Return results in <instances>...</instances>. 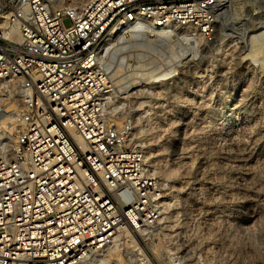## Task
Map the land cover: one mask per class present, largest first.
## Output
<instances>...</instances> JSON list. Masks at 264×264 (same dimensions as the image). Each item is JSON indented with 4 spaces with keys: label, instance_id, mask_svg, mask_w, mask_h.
I'll return each mask as SVG.
<instances>
[{
    "label": "built area",
    "instance_id": "2783aa9c",
    "mask_svg": "<svg viewBox=\"0 0 264 264\" xmlns=\"http://www.w3.org/2000/svg\"><path fill=\"white\" fill-rule=\"evenodd\" d=\"M231 4L0 0V81L17 83L23 101L12 154L0 158V264H88L120 231L142 247H131L137 264H150L142 237L161 221L166 194L132 142L129 114L169 110L153 96L177 86L182 70L156 87L146 79L157 67L138 69L131 58L120 67L113 50L133 31L184 43L191 28L211 43Z\"/></svg>",
    "mask_w": 264,
    "mask_h": 264
},
{
    "label": "rangeland",
    "instance_id": "374dc122",
    "mask_svg": "<svg viewBox=\"0 0 264 264\" xmlns=\"http://www.w3.org/2000/svg\"><path fill=\"white\" fill-rule=\"evenodd\" d=\"M47 1L78 8L75 0ZM63 24L72 25L69 18ZM184 40L147 36L138 42L144 47L120 56L158 67L173 47L185 63L177 69L180 83L153 96L155 104L169 101V110L129 114L136 124L132 142L166 194L161 221L142 237L143 247L150 264H264V156L241 166L234 158L237 141L250 148L264 142V0H232L211 43L199 34L188 43L193 54L181 52ZM230 97L241 101L246 114L226 151L215 136L232 114ZM12 104L22 108L18 87L0 81V121L10 118ZM11 125H0V158L12 154L16 128ZM254 211L260 218L238 224ZM132 246L117 241L91 264H137ZM108 257L114 261L106 262Z\"/></svg>",
    "mask_w": 264,
    "mask_h": 264
},
{
    "label": "bare ground",
    "instance_id": "6f19581e",
    "mask_svg": "<svg viewBox=\"0 0 264 264\" xmlns=\"http://www.w3.org/2000/svg\"><path fill=\"white\" fill-rule=\"evenodd\" d=\"M47 1V0H45ZM77 1L76 2V6L78 8H74V9H79V8H82L86 2H88V0H75ZM49 2V1H47ZM50 3V2H49ZM51 4V3H50ZM53 6V5H52ZM54 7V6H53ZM182 32V37L183 38H186V40L188 41L184 46H181L180 50L181 52L185 51L186 50H191L192 51V54L195 53L194 52V47H188V43H195L196 42V39H197V33L194 32L193 29L191 28H185L184 30L181 31ZM258 32V31H257ZM169 38L168 36L164 35L163 33H157V36H156V39H163V38ZM131 39V40H130ZM147 40V35L144 34V33H138L136 31H133L132 35L130 36L129 39H127L126 41H123L122 44L120 46H118L116 49H114V55H123V53H126V52H132V49L134 51V49H137L138 47L143 46V44L141 43H138L140 41H146ZM170 40V38H169ZM172 41V40H171ZM133 42V43H131ZM190 46V45H189ZM170 55H168V57L164 58L163 61L161 62V65L158 66L157 68L153 69L154 71H150L152 70V66H148V65H152L151 64H141V65H136L138 67V69L140 68H143V70L147 71L149 70L151 72V75H149V77L146 79V82L148 84H151V85H155L156 87L158 86H162V80H164V78L167 76V74H171V73H175L177 69H182L185 65L184 63V58H180L181 55L179 56V53L176 52V50L173 48V47H170ZM135 52V51H134ZM125 55V54H124ZM121 58V63H120V67L122 66L123 62L125 60H127V58H130V57H119ZM139 59V58H138ZM148 66V67H147ZM134 70L137 72V70ZM171 72H170V71ZM170 72V73H168ZM134 77L132 78V81L131 82H135L137 80V74L136 75H133ZM248 82V80L246 81ZM252 82V81H251ZM238 83V82H237ZM247 84V83H246ZM249 84V83H248ZM251 84V83H250ZM12 85L14 87H19L17 86L18 84L17 83H12ZM252 87V85H251ZM250 91V90H249ZM251 92V91H250ZM251 94V93H250ZM246 96V95H245ZM243 97V95H242ZM241 97V98H242ZM251 97V96H250ZM249 97V98H250ZM231 98V97H230ZM240 99V98H239ZM231 100V101H230ZM229 101V106L233 107L231 109V112L232 114L228 117V119L225 121V123L222 125L221 127V130L216 134V141H217V144H218V148H222L221 146H225L226 147V151H229L231 147L228 148L227 146V141H228V138L230 137L231 134H233L235 131L237 132L238 129L240 128V125H241V121H243L245 119V114L244 113V109H245V106H241V101L238 100V99H235V97H232ZM245 100V98H244ZM247 101V100H246ZM243 102V100H242ZM241 103V104H240ZM21 110V107L17 106V105H13L11 106V111H10V118H5L3 117L4 119H2L0 121V125H7V124H11V122H13V118H14V114L15 113H18L20 112ZM244 110V111H243ZM9 115V114H8ZM244 123V122H243ZM14 126V125H13ZM12 125L10 128L11 130L14 128ZM5 127V126H4ZM8 127V126H7ZM7 127H5L4 129H6ZM242 130V129H241ZM6 131V130H5ZM8 137V136H7ZM230 139V138H229ZM239 139V138H238ZM231 141V139H230ZM236 142V141H235ZM260 142V141H259ZM223 143V144H222ZM256 143V141H255ZM258 143V141H257ZM264 143V142H263ZM263 143H260V144H254L256 145L255 147L253 146L252 148L242 144L240 141H237L236 143V148H237V151H236V155H235V162L239 163L240 166L243 165V164H246V163H252L253 160H255L256 158H259V157H263L264 156V144ZM222 144V145H220ZM252 145V144H251ZM250 146V145H249ZM225 150V149H224ZM236 150V149H235ZM229 153V152H228ZM145 155V154H144ZM229 155V154H228ZM146 160H148V158H146ZM256 162V161H255ZM229 164V163H228ZM248 166V165H247ZM225 167V166H224ZM249 171V170H248ZM249 177L250 179L253 177V174L250 173L249 174ZM254 178V177H253ZM249 179V178H248ZM249 179V180H250ZM255 179V178H254ZM245 214V213H244ZM260 213L258 212H252L250 213V215L247 217V218H242L238 221V224L240 225H247V224H251L252 222H254L256 219L260 218ZM239 225V226H240ZM251 226V225H250ZM243 227V226H242ZM259 228V227H258ZM256 231V230H255ZM258 232V231H257ZM143 235L145 236H148L147 233H144ZM120 240H124L126 246H132V248L136 251L139 252L140 255L143 254V250H142V247H138V245L135 243V240L134 238L131 236V232L129 231H120V233L116 236L115 240H114V244L117 242V241H120ZM113 244V245H114ZM106 251H108V248L105 249ZM105 250L99 252L98 254L94 255V256H98L100 253L104 252ZM258 250V248H257ZM114 253V252H113ZM112 253V254H113ZM129 253V252H128ZM92 256L90 258V261L88 264H91V261H92V258L94 257ZM106 262H111V261H114L113 258H107L105 259ZM132 264V263H131Z\"/></svg>",
    "mask_w": 264,
    "mask_h": 264
}]
</instances>
